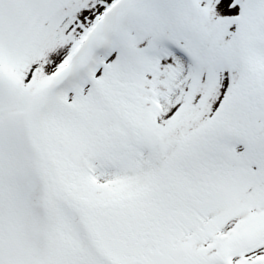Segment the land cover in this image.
I'll use <instances>...</instances> for the list:
<instances>
[{"label": "snow or ice", "instance_id": "1", "mask_svg": "<svg viewBox=\"0 0 264 264\" xmlns=\"http://www.w3.org/2000/svg\"><path fill=\"white\" fill-rule=\"evenodd\" d=\"M0 264H264V0H0Z\"/></svg>", "mask_w": 264, "mask_h": 264}]
</instances>
